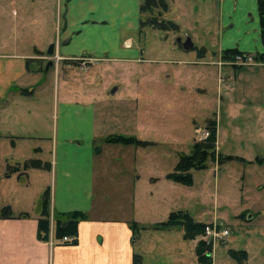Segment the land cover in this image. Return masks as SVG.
Returning <instances> with one entry per match:
<instances>
[{
  "label": "crops",
  "instance_id": "1",
  "mask_svg": "<svg viewBox=\"0 0 264 264\" xmlns=\"http://www.w3.org/2000/svg\"><path fill=\"white\" fill-rule=\"evenodd\" d=\"M9 1L13 0H0V23L9 24L2 16ZM40 1L26 0L29 6L22 3L25 5L19 8L20 14L12 11V15L19 17L13 18L15 23L9 28L18 29L20 35L3 38L0 24V140L8 139L15 151L5 157L0 178L2 182L16 174L21 187L16 196L0 206V264H133L136 257L139 264H146L147 260L149 264H162L158 258L164 254L171 264H200L194 251L195 240L184 239L183 229L155 226L164 221L158 215L164 217L174 211L168 207L174 197L181 196L187 203L194 199V191L184 189L174 197L171 190L165 195L153 192L161 179L170 180L166 175L174 170L180 154H176L170 167L163 168L158 155L147 157L145 151L155 141L144 147L110 141L116 136L147 140L134 132L137 125L139 131L146 127L145 119L133 122L132 130L129 119L110 118L107 106L85 98L88 93L82 92L76 78L65 84L67 78L76 77L77 70H83L81 64L85 62L87 70L98 60L143 59L145 48L137 34L140 0H57L62 34L47 40L46 48L26 35L39 23L31 8L35 6L40 11ZM218 35L214 45L202 44L200 56L196 54L203 65L215 66L218 76L219 114L207 113L205 123L210 118L215 120V155L233 157L220 161L218 180L224 193L234 197L231 196L236 204L235 217L245 214L247 220H252L249 209L264 203V61L228 65L222 60V52L264 51L256 0H221ZM125 41L129 44L124 45ZM51 44L53 51L48 54ZM55 52L61 58L54 71L55 121L53 125L47 122V131L41 132V123H35L33 118L39 112L30 98L35 96L41 76L53 69L51 59L46 61L45 70L37 69L39 61ZM49 62L52 63L48 65ZM114 88V92H109L112 95L119 90ZM82 94L86 96L81 97ZM122 121V126L116 125ZM191 137L187 140L192 147ZM20 142H25L26 147L18 153ZM27 142L35 144L28 146ZM45 142L44 148H40L39 143ZM45 172L50 177L49 186L42 184L27 192L32 185L29 179ZM1 189L2 193L8 192ZM45 193L50 220L46 240L38 237ZM3 209H8L4 215ZM73 212L83 214L78 220L75 241L68 236H64L68 241L63 237L54 239L55 221H67V215ZM172 228L179 230V241L147 239L149 232H171ZM172 251L174 255L170 254Z\"/></svg>",
  "mask_w": 264,
  "mask_h": 264
},
{
  "label": "rangeland",
  "instance_id": "2",
  "mask_svg": "<svg viewBox=\"0 0 264 264\" xmlns=\"http://www.w3.org/2000/svg\"><path fill=\"white\" fill-rule=\"evenodd\" d=\"M40 2L42 7L40 11L35 6L31 8L33 17L39 18V23L33 26L26 35L29 38H35L42 44V48H46L47 40H54L62 34V17L61 12L59 16L56 10L57 0H41ZM165 2L166 8L163 9L158 6L154 8L153 14L158 21H173L178 25L177 29L159 30L147 25L142 27L137 32L138 38L143 42L141 45L145 48V52L142 53V60L134 61L125 57L98 60L95 63L92 62L93 64L89 65L87 70L85 69L88 62H85L81 64L83 70H77L75 73L76 77L71 76V78L65 79V84H71L76 78V83L82 92L88 93L85 98L102 102L101 106L105 105L110 110L108 112L110 118L116 120L129 119L130 125L145 119L146 127L143 130L139 131V125L135 126V124L132 125V130L135 126L136 131L134 132L137 136L155 141V144L147 146L145 151L147 157H151L154 153V156L158 155L159 159H162L163 168L170 167L171 162L176 158V154L181 156L190 152L191 144H188L187 137L192 136L190 138L192 143L198 141L195 137V129L205 128L207 113L211 115L213 112H217L219 114L216 67L203 65L202 60L197 59L196 48L202 44L214 45L213 43L217 41L221 7V0H165ZM22 3L26 4L27 2L26 0H13L5 8L2 16L9 21V24L3 21L0 23L3 38H6L7 35L21 34L18 29L9 27L15 23L13 18L19 17L12 15V11L20 14L19 8L23 9L24 7L21 6L25 5ZM27 5L29 6V3ZM58 10H60L59 7ZM141 15L145 18L149 16L148 13ZM8 31H11V34ZM177 37H180L181 40L190 37L193 47L196 48L189 50L179 48L176 42ZM125 44L128 45L129 43L125 41ZM237 55H241V53L236 54L231 61L226 63L228 65L255 64V53L249 52L248 57L243 58L247 61L240 64L235 63ZM48 59L53 61L54 70L50 68L46 74L41 76V83L35 88V96L30 98L36 104L37 112H39L38 118L36 116L33 118H35V123H41V132L47 131V122L53 125L55 121L54 104L57 98V72L54 73V71L57 63L61 60L55 52L53 56L40 60L37 69L45 70V63ZM114 87H118L119 90L112 95L109 92ZM63 90L62 92H64ZM83 96L86 94L81 95V97ZM123 123L122 121L116 125L122 126ZM194 126L195 128H193ZM18 144V153L23 152L26 147L25 142ZM30 144L35 143L27 142L28 146ZM44 144L46 145L47 142L39 143L40 148H44ZM14 154L15 151L11 149L9 140H0L1 170L4 168L5 157ZM221 160L224 159L215 155L214 161L208 160L206 162V168L194 170L192 180L194 184L190 188L181 183L170 180L164 182L165 180L161 179L160 185L155 186L153 192L161 191L165 195V192L170 193L171 190L174 197L179 196L182 192L181 189L194 191V199L192 198L188 203L181 196L174 197L175 201L170 202L168 207L174 211L186 209L195 220L206 223L207 221H216L228 230L225 240L216 242L211 249L210 264H264V203L253 205L249 209L248 212L253 214L252 220H247L245 214L235 217L236 204L231 200L233 195H226L222 190L220 179L218 180ZM214 165L215 169L213 168ZM33 178L29 179L32 185L28 186L27 192L34 191L42 184L49 186L50 177L46 172ZM169 185H174V188L170 189ZM18 186L16 174L11 179H4L2 182L0 178V206L4 200L16 196L17 191L21 189ZM1 188H5L8 192L2 193ZM175 188L178 189L173 190ZM169 214H166L165 218L158 215V218H163L161 220L165 221ZM252 226L254 227L251 228ZM178 231L173 228L171 232L160 229L156 232H149L147 239L149 241L151 238L153 240L157 237L162 241H179L178 238L180 239L181 236ZM198 239L203 240L202 235L192 239L195 240V246ZM230 249L245 250L246 257L237 262L228 255ZM170 254L174 255V252L172 251ZM167 257L168 255L164 254L158 260L160 259L162 264H171ZM148 261L146 264H149Z\"/></svg>",
  "mask_w": 264,
  "mask_h": 264
},
{
  "label": "trees",
  "instance_id": "3",
  "mask_svg": "<svg viewBox=\"0 0 264 264\" xmlns=\"http://www.w3.org/2000/svg\"><path fill=\"white\" fill-rule=\"evenodd\" d=\"M257 10L259 17V36L264 47V0H256ZM161 6L163 9L166 8L165 0H140L139 6V30L144 26H152L159 30L177 29V24L171 20L166 22L159 20L154 16V8ZM142 13H148V17H142ZM145 18V19H144ZM178 47L181 46L178 44ZM193 48H196L195 46ZM197 54L200 56L202 48H196ZM243 54V52L237 49H225L222 52V60L231 61L236 54ZM255 60L264 61V51L255 53ZM206 130L209 131V136L200 141H195L192 144L191 151L188 154L181 155L174 166V170L166 175V178L181 183L187 186L192 184L191 170H198L206 168V162L208 160L214 161L215 156V139H216V126L213 118L207 119L205 123ZM110 141L121 142L123 144H132L135 146H147L152 144L151 141L141 140L136 137H123L116 136L112 137ZM222 159H229L233 157L225 156L220 157ZM222 162V160H221ZM48 194L45 193L42 199V214L38 219V237L41 239H48V233L50 230V220L47 211ZM3 215L8 212V209L2 210ZM83 217L80 212H73L67 215V221L62 222L60 220L55 221L53 228V238L61 239L64 236L72 237V242L75 241L77 235V224L78 220ZM206 222L196 221L191 214L187 211L177 210L172 211L165 221H161L156 224V227H175L179 226L183 229V237L186 240L195 239L200 237L204 233V226ZM211 245L206 244L203 240L198 239L195 246V254L197 261L200 264L211 263ZM228 255L239 262L241 259L246 257L245 250H228ZM139 258L134 259L133 264H139Z\"/></svg>",
  "mask_w": 264,
  "mask_h": 264
},
{
  "label": "built area",
  "instance_id": "4",
  "mask_svg": "<svg viewBox=\"0 0 264 264\" xmlns=\"http://www.w3.org/2000/svg\"><path fill=\"white\" fill-rule=\"evenodd\" d=\"M244 57H248V53H243L241 55L236 56L235 63L246 62L247 60L243 59ZM243 59V60H242ZM195 137L198 141L204 140L209 136V131L202 128L195 129ZM228 235V230L224 228L220 223L216 221L207 222L204 226V233L202 234V238L206 244H210L213 248L216 242L224 241ZM63 240H70L67 237H63Z\"/></svg>",
  "mask_w": 264,
  "mask_h": 264
},
{
  "label": "water",
  "instance_id": "5",
  "mask_svg": "<svg viewBox=\"0 0 264 264\" xmlns=\"http://www.w3.org/2000/svg\"><path fill=\"white\" fill-rule=\"evenodd\" d=\"M176 42L184 49V50H189V49H192L193 48V42L191 40L190 37H186L184 40H181L180 37H177L176 38ZM54 45L51 44L49 46V49L47 50V53L48 54H52V49H53ZM52 62H49L48 65H50ZM115 91V88H113L111 90V92H114Z\"/></svg>",
  "mask_w": 264,
  "mask_h": 264
}]
</instances>
